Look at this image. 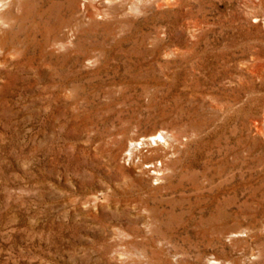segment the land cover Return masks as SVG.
Returning a JSON list of instances; mask_svg holds the SVG:
<instances>
[{
  "label": "rangeland",
  "instance_id": "obj_1",
  "mask_svg": "<svg viewBox=\"0 0 264 264\" xmlns=\"http://www.w3.org/2000/svg\"><path fill=\"white\" fill-rule=\"evenodd\" d=\"M262 195L264 0H0V264H264Z\"/></svg>",
  "mask_w": 264,
  "mask_h": 264
},
{
  "label": "bare ground",
  "instance_id": "obj_2",
  "mask_svg": "<svg viewBox=\"0 0 264 264\" xmlns=\"http://www.w3.org/2000/svg\"><path fill=\"white\" fill-rule=\"evenodd\" d=\"M162 138H163L162 135H159V137H153L152 139H144L143 142H141V143L134 142L133 144H131L132 148L130 149V152H131L130 155L131 156L134 155L135 157L142 156V155H144V150L147 148H148L147 151H151V150L154 151L153 147L160 145L163 142ZM204 188H205L204 185H202V186L196 185L195 186L196 194H197V201H196L197 206L202 205V203H201L202 199L201 198L205 197L204 196V190H203ZM261 197H263L262 200L264 201V195H262Z\"/></svg>",
  "mask_w": 264,
  "mask_h": 264
}]
</instances>
